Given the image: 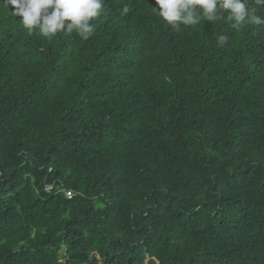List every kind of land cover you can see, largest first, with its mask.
<instances>
[{
	"label": "trees",
	"instance_id": "obj_1",
	"mask_svg": "<svg viewBox=\"0 0 264 264\" xmlns=\"http://www.w3.org/2000/svg\"><path fill=\"white\" fill-rule=\"evenodd\" d=\"M154 8L84 40L0 0V264H264V25Z\"/></svg>",
	"mask_w": 264,
	"mask_h": 264
},
{
	"label": "clouds",
	"instance_id": "obj_2",
	"mask_svg": "<svg viewBox=\"0 0 264 264\" xmlns=\"http://www.w3.org/2000/svg\"><path fill=\"white\" fill-rule=\"evenodd\" d=\"M12 8V14L19 17L24 28L31 34L38 30L43 37H52L61 32H75L87 40L94 32L91 23L104 11V0H5ZM256 5L264 6V0H255ZM154 8L173 29L181 25H196L205 20L216 21L226 18L234 21L233 27L245 23L264 25V17L257 15V8L248 0H156ZM129 8L124 6L122 15ZM225 13L227 14L225 16ZM229 40L228 35L220 34L218 46Z\"/></svg>",
	"mask_w": 264,
	"mask_h": 264
},
{
	"label": "built area",
	"instance_id": "obj_3",
	"mask_svg": "<svg viewBox=\"0 0 264 264\" xmlns=\"http://www.w3.org/2000/svg\"><path fill=\"white\" fill-rule=\"evenodd\" d=\"M67 194H68V196H69L70 198H72V196H73V193H72V192H68Z\"/></svg>",
	"mask_w": 264,
	"mask_h": 264
}]
</instances>
